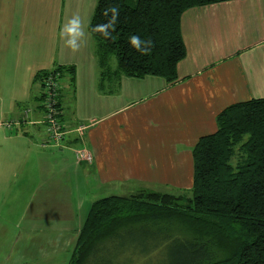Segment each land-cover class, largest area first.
Listing matches in <instances>:
<instances>
[{
  "label": "crops",
  "instance_id": "crops-1",
  "mask_svg": "<svg viewBox=\"0 0 264 264\" xmlns=\"http://www.w3.org/2000/svg\"><path fill=\"white\" fill-rule=\"evenodd\" d=\"M96 1L0 0V205L6 200L4 210L11 206L30 213L40 229L82 226L100 189H190L193 146L216 131L218 113L264 98V0L184 11L186 53L174 84L152 76L123 78L111 94L96 85L87 29ZM74 14L88 36L75 55L59 38ZM72 66L73 86L61 73V120L67 131L61 148L42 144L41 123L5 128L28 107L29 119L40 120L41 87L33 81L39 71ZM79 125L82 135L74 131ZM78 149L88 151L91 161H78Z\"/></svg>",
  "mask_w": 264,
  "mask_h": 264
},
{
  "label": "trees",
  "instance_id": "trees-1",
  "mask_svg": "<svg viewBox=\"0 0 264 264\" xmlns=\"http://www.w3.org/2000/svg\"><path fill=\"white\" fill-rule=\"evenodd\" d=\"M227 1L231 0H97L87 29L97 62L98 90L117 92L123 78L152 76L174 84L176 66L186 53L182 13ZM112 5L120 10L115 39H104L92 28L108 20L103 12ZM132 35L153 41L148 55L131 47ZM74 70L58 67L35 75L33 81L41 87L37 108L41 115L46 75H59L60 109L61 77L67 74L73 86ZM24 109L18 119L7 123H41L45 132L44 123L29 119L31 108L28 121H21ZM215 123L216 131L201 136L193 146L190 189H179L177 194L141 189L92 202L68 264H98L102 246L113 239L118 242L122 232L143 238L138 251L158 250L157 264H264V98L231 104L218 113Z\"/></svg>",
  "mask_w": 264,
  "mask_h": 264
},
{
  "label": "rangeland",
  "instance_id": "rangeland-1",
  "mask_svg": "<svg viewBox=\"0 0 264 264\" xmlns=\"http://www.w3.org/2000/svg\"><path fill=\"white\" fill-rule=\"evenodd\" d=\"M109 62L112 67L116 66L114 57H111ZM139 189L141 188H125L117 192H115L116 190H111V192L100 189L95 201L111 195L120 197L133 195ZM148 190L167 194H177L176 192H178L175 187L161 186ZM3 205V207H8L9 203L4 200ZM3 207L0 205V264L69 263L77 238L76 232L70 229L73 227L79 229L81 224L60 227V229L54 227L40 229L34 225L35 222L29 220L30 213L26 214L20 209H11V206L4 210ZM144 243L145 241L140 236L133 237L129 233L122 232V237L118 239V242L113 239L111 242H106L102 248L100 247L102 250L97 256L98 264L100 262L101 264H157L160 257L158 250L142 253L136 249L139 248L138 246L143 247ZM133 244L138 245L135 247Z\"/></svg>",
  "mask_w": 264,
  "mask_h": 264
},
{
  "label": "built area",
  "instance_id": "built-area-1",
  "mask_svg": "<svg viewBox=\"0 0 264 264\" xmlns=\"http://www.w3.org/2000/svg\"><path fill=\"white\" fill-rule=\"evenodd\" d=\"M59 75L56 73H49L43 82L42 101L40 103V109L42 115L40 121L45 124L46 136L44 138L43 145L50 146L51 148H61L62 141L67 133L65 125L61 122L60 109L58 105V94L60 87L58 86ZM24 116L22 122L28 121L29 115L32 112L30 108L24 109ZM32 122V121H31ZM19 122L15 123L18 125ZM12 124H5V128H11ZM83 127L77 126L74 131L79 135H82ZM78 161H91V154L85 149H78L74 151Z\"/></svg>",
  "mask_w": 264,
  "mask_h": 264
},
{
  "label": "clouds",
  "instance_id": "clouds-1",
  "mask_svg": "<svg viewBox=\"0 0 264 264\" xmlns=\"http://www.w3.org/2000/svg\"><path fill=\"white\" fill-rule=\"evenodd\" d=\"M120 10L116 5L106 8L103 15L109 17L105 23L97 24L92 31L98 33L104 39H115L113 33L119 19ZM59 38L63 46L73 55L79 53L87 44L88 36L85 32V24L78 14H74L61 27ZM129 43L141 55H148L151 52L153 41L150 39L142 40L138 35L129 37Z\"/></svg>",
  "mask_w": 264,
  "mask_h": 264
}]
</instances>
